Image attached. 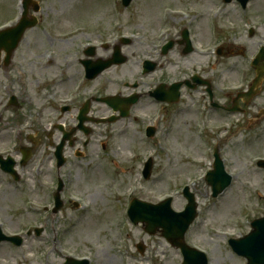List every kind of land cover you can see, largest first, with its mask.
Instances as JSON below:
<instances>
[{"label":"rangeland","instance_id":"1","mask_svg":"<svg viewBox=\"0 0 264 264\" xmlns=\"http://www.w3.org/2000/svg\"><path fill=\"white\" fill-rule=\"evenodd\" d=\"M35 1L41 6L40 23L25 34L13 59L6 64L3 53L0 64V154L7 151L18 161L19 149L31 147L30 138L38 142L23 171L22 184L0 173V226L9 236L25 234L34 227L43 228L44 233L23 238L20 247L0 244V264H65L67 258H87L91 264H181L180 251L162 236L161 229L149 235L145 225L132 224L123 210L133 199L157 205L172 198V210L182 212L187 205L183 196L186 187L198 204V218L186 235L189 247L203 252L208 264H246L232 251L229 241L247 236L252 222L264 218V170L257 166L264 160V84L245 115L213 109L204 87H181L182 100L162 108L148 96V85L136 89L125 85L135 80L150 83L155 77L171 87L193 77L208 80L216 76L213 103L230 104L240 88L255 77L248 72L244 55L253 56L264 43V28L257 26L264 20V0H253L247 15L238 13L233 4L223 11L222 0H135L125 12L122 31L132 34L133 42L119 45L126 64L113 66L84 85H80L83 67L79 61L85 57L72 55V50L78 51V43L101 45L95 30L109 32L116 0ZM18 2L0 0V27L15 23ZM169 7L181 13L172 14L169 21L174 44L169 45L171 53L165 60L159 46L166 40L156 39V35L165 27L161 18ZM182 9L195 12H189L185 21ZM198 10L203 14L197 15ZM208 20L217 23L216 36ZM185 24L192 28V42L198 49L188 55H183V50L189 49L182 37ZM81 26L88 30L71 38ZM252 28L255 33L250 37ZM218 47L224 50L221 57L215 55ZM198 51L208 54L203 57ZM113 52L112 48L97 50L95 59H108ZM47 54L50 65L44 67ZM145 59L158 60L164 67L158 66L155 74L142 78L139 63ZM49 87L57 88L50 104L45 98ZM72 89L79 97L78 109L62 115L58 108L68 104L65 101ZM137 93L144 97L130 118L103 125L85 123L94 130L89 144L83 148L85 137L78 131L80 143L72 149H66L68 142L65 144L66 163L58 174L50 156L54 150L51 142L57 145L62 135L57 127L66 131L75 127L78 112L88 99ZM12 98L16 105L10 106ZM240 102L243 108V100ZM91 106L89 115L94 119L113 114L105 104L94 101ZM148 126L156 129L151 139L145 134ZM103 145L106 151H102ZM216 148L233 182L213 199L205 176L213 169ZM77 149L88 156L77 158ZM42 157L40 180H45L48 190L34 187L33 174ZM149 158L153 159L152 175L144 180L143 168ZM57 177L66 184L63 198L72 201L57 213H46L43 208H51L49 192ZM28 202L31 205L27 207ZM32 208L37 211L28 212Z\"/></svg>","mask_w":264,"mask_h":264},{"label":"water","instance_id":"2","mask_svg":"<svg viewBox=\"0 0 264 264\" xmlns=\"http://www.w3.org/2000/svg\"><path fill=\"white\" fill-rule=\"evenodd\" d=\"M132 0H125V4L128 5ZM30 0L26 1V10L30 7ZM36 6V5H35ZM35 11H38V8H35ZM37 25L36 19L28 18V13L26 12L23 21L20 25L8 31L0 33V54L2 51H5L7 54V59H11L13 53L18 48L20 42L22 41L24 34L27 30L34 28ZM187 40V37H186ZM122 61H115V64H121ZM264 52L257 60L255 64L257 78L254 81L250 92L242 95L246 102L251 101L254 97L257 96V89L260 88L264 82ZM111 64H107L105 67L98 66L97 64L93 65L88 63L86 65L89 78H96L102 71L109 68ZM198 83V82H197ZM182 85H176L171 91V98L167 96V93L164 92V89L161 87L156 93L153 94L161 102L168 103H178L180 98V88ZM196 87V85L194 86ZM193 87V88H194ZM99 102H104L115 111L121 113L120 118H126L128 116L129 109L135 105L138 101L136 98H130L128 100H120L118 98H106L98 100ZM85 105L81 111L79 117L80 128L83 129V124L88 121L87 114L90 111L89 105ZM236 112L237 109L234 108L231 110ZM116 119H113V121ZM105 122V121H98ZM86 134L89 132L86 130ZM153 135V130L150 131V136ZM71 134L66 136V140L70 139ZM62 148L58 153L60 159L59 166L61 167L64 164L62 159ZM0 163L2 161L0 160ZM264 167V162L259 164ZM215 170L209 174L207 179L209 185L213 189V197H217L223 193L232 182V178L225 173L224 165L219 158V155H216ZM152 170V160L146 164L144 175L148 179L151 175ZM12 172V168L10 169ZM63 186L60 185L59 191H62ZM185 197L187 198L189 205L183 213H175L171 208L172 200H168L165 203L160 205H150L144 202L135 200L130 209V218L135 224L142 223L145 225V231L150 235H155L158 230H162V236L167 239L174 247L180 248L185 256V264H208V260L203 253H200L196 250L190 249L185 243V235L189 230L192 223L195 221L197 213V205L195 202L194 195L190 194L189 189L185 190ZM62 203L60 201L59 195H57V208L55 212L57 213L62 208ZM253 231L250 235L241 240H232L231 246L233 250L240 256L247 259L248 264H264V219L257 220L252 224ZM41 231H37L39 235ZM3 241H11L16 245L20 246L21 241L18 237L15 238H6L2 235L0 231V243ZM143 251V247L140 249ZM66 264H88L87 262H77L73 260H68Z\"/></svg>","mask_w":264,"mask_h":264},{"label":"flooded vegetation","instance_id":"3","mask_svg":"<svg viewBox=\"0 0 264 264\" xmlns=\"http://www.w3.org/2000/svg\"><path fill=\"white\" fill-rule=\"evenodd\" d=\"M235 8H236V10H237V12L238 13H243L244 11H242V9H241V7L239 6V4H236L235 5ZM126 10H128V9H125V8H122V10H120V16H118L117 17V20H118V22H122V23H124V25H125V22H126V20L124 19V17H125V12H126ZM184 10V9H183ZM185 11V13H186V9L184 10ZM201 11V10H200ZM189 12V11H188ZM184 19H185V21H186V16L184 17ZM115 20L113 19V22H114ZM118 22H114V23H117V24H119ZM163 28H168L167 26H165V27H163ZM124 29V27H123V25H121L120 26V30H123ZM186 29H188V32H189V37H190V39H191V36H192V34H191V32H193V30H192V28H187L186 27V24H185V27H184V30H183V32L184 31H186ZM160 30L161 29H159V31H158V33H157V35H156V39H163V38H160V36H159V33H160ZM99 31H101V32H104L105 34H106V31H103V30H101V29H99ZM111 32V33H110ZM182 32V33H183ZM115 35H116V32H114V31H112V29H110L109 28V32H107V37H108V39L109 40H111L113 37H115ZM193 35H194V33H193ZM168 36H169V40H167L166 41V43L165 44H163V45H161V46H159L160 47V50H161V52H160V55H161V57H163L165 60L166 59H169V55H170V53H171V51L167 54V55H163V49H164V47H165V45L168 43V41H170V38H171V36H170V33L168 34ZM130 43H132L131 41L130 42H123L122 41V39L120 38V39H117V41L115 42V43H113V44H111V45H109V44H104L103 45V47H102V49H99V50H108V49H113L114 50V52H113V54L110 56V57H108V59H102V58H97V60L95 59L96 58V51L98 50V49H94V50H91V49H84V50H82L81 51V54H80V51H79V48H77V50L78 51H76V52H74V50H72V55H74V56H77V55H82V56H84L85 57V59H80V64L82 65V66H84V62H87V61H91V62H98V61H112L113 59H114V54L116 53V52H119L120 53V47H119V45H122V44H130ZM185 44H186V47H187V41L185 42ZM145 46H148V44H144ZM153 45V44H152ZM93 52L94 53V57H92V58H89V57H87V53L88 52ZM184 51H186V49L184 50ZM194 51H195V49H194ZM193 51V52H194ZM120 58H126V57H120ZM5 60V59H4ZM1 62H2V57H0V64H1ZM145 62H150L151 64H153L155 67L153 68V70H151V72H149V73H147V74H143V75H141V77L143 78H145V79H148L149 78V75L152 73V74H155L158 70H157V67L159 66H161L162 64H160L159 63V61L158 60H146L145 59V61L141 64V66L143 67L144 66V63ZM262 64H264V63H262ZM119 66H122V65H119ZM119 66H116V67H119ZM149 67H150V65H149ZM164 67V66H163ZM163 67H160V68H163ZM146 69H148V68H146ZM157 70V71H156ZM65 71V70H64ZM105 73V72H104ZM104 73L102 74V75H104ZM99 77H101V75L99 76ZM209 78V77H208ZM157 79L155 78V77H153V78H151L150 79V83H146V82H140V81H138V80H135L134 81V83H132V84H126L125 85V87H127V88H129V87H131V88H133V89H136V88H140V86H145V85H148L149 86V90L147 91L148 93V96L150 97V98H152L151 97V94L160 86V85H165V90L168 92V93H171V92H169V89H170V86L165 82H157L156 81ZM212 80L213 81H215L216 80V76H214V77H212ZM154 84V85H153ZM174 84V83H173ZM172 84V85H173ZM152 85H153V87H152ZM171 85V86H172ZM8 86H5L4 87V89L6 90V91H8ZM215 90V88L213 87V91ZM70 94V96H71V103L70 104H68V105H66V106H60L59 108H58V110L60 111V114H62V115H64V114H66V113H72L73 112V110L74 109H78V108H75V106H77V104H78V102H79V100H78V98H77V94L76 95H74V93L73 92H70L69 93ZM68 94V95H69ZM138 94V93H137ZM133 95H135V94H131V95H129V97H132ZM138 95H140V100H141V98H143L144 97V95L143 94H138ZM76 96V97H75ZM129 97H127V98H129ZM152 101L154 102V100L152 99ZM240 104H241V102H240ZM10 105V104H9ZM251 105V104H250ZM250 105L249 106H246V105H244V103H243V108H242V110L244 111L243 112V114L245 115L246 113H247V110L249 109V107H250ZM10 106H12V105H10ZM229 107V105H227L226 106V108H228ZM240 107H241V105H240ZM63 112H65V113H63ZM59 130H61V127H57ZM73 128H69V130H72ZM50 137H51V135H50ZM60 140H61V138H60ZM76 143H77V140H76ZM89 144V140H88V142H86V140L83 142V145H84V147H86L87 145ZM53 145V142H51V146ZM66 149H72V148H70V147H67ZM65 149V150H66ZM65 153V152H64ZM78 153V152H77ZM77 153H75V155L77 154ZM33 156H34V151H33ZM52 158H53V160H54V154L52 155ZM16 171H18V172H20L22 169H26V167L24 166V167H22L20 164H17L16 165ZM58 169V168H57ZM59 170H61V169H58V171ZM8 179H12V177L9 175V174H6V173H3ZM20 174V173H19ZM59 174V173H58ZM57 183H58V177H57ZM53 184L56 186V183L55 182H53ZM43 189H45V188H42V189H39V190H43ZM65 202V206H64V208H66V207H68V205L71 203L70 201H64ZM32 211H35L34 209L32 210ZM44 212H46V213H49V209L46 207V208H44Z\"/></svg>","mask_w":264,"mask_h":264},{"label":"bare ground","instance_id":"4","mask_svg":"<svg viewBox=\"0 0 264 264\" xmlns=\"http://www.w3.org/2000/svg\"><path fill=\"white\" fill-rule=\"evenodd\" d=\"M204 57V55H202Z\"/></svg>","mask_w":264,"mask_h":264}]
</instances>
